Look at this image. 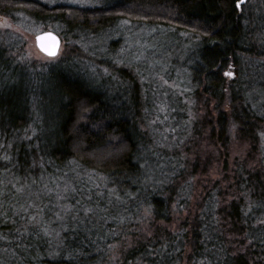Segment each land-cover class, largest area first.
Masks as SVG:
<instances>
[{
	"label": "trees",
	"instance_id": "obj_1",
	"mask_svg": "<svg viewBox=\"0 0 264 264\" xmlns=\"http://www.w3.org/2000/svg\"><path fill=\"white\" fill-rule=\"evenodd\" d=\"M239 1L0 0L68 50L0 28V264H264V0Z\"/></svg>",
	"mask_w": 264,
	"mask_h": 264
},
{
	"label": "rangeland",
	"instance_id": "obj_2",
	"mask_svg": "<svg viewBox=\"0 0 264 264\" xmlns=\"http://www.w3.org/2000/svg\"><path fill=\"white\" fill-rule=\"evenodd\" d=\"M50 1H57V0H50ZM67 1H70L71 3H76V4H87V3H92L95 0H67ZM128 23L129 24H127V26L124 27L125 35H131L135 38L136 35L139 36L141 34V32L143 33L142 27H139L135 24H131L129 21H128ZM0 28L8 30L10 34L14 33V32H19L21 34L22 38L24 39V40H20V44H22L21 47L23 48V50H22L23 52L21 54H24V56L27 57L26 58L27 61L34 62V60H36V61H40V62H47V61L49 62L52 60L50 58L45 57L44 54H42L35 46L34 34L41 30V26H35V23L34 24H31V23L25 24L24 23V25L22 27H18L17 25H14L8 18H0ZM100 39L101 38H97L96 41H98ZM163 39L167 43H170L173 40V38L170 34H168V35L165 34ZM135 45H136V50L139 49V47H140V55L143 56L145 54L149 57L156 56V50L151 54H149L148 51L147 52L142 51V49H143L142 46H144V43H142L140 39L136 41ZM149 46H150L148 48L149 50L156 49V48H154L156 46V40H153L152 43H149ZM66 48H67L66 45H64L62 47V50L60 52V56L62 54H64L63 53L64 50L66 52L68 51ZM188 48H191V46L186 45L184 42L179 41L177 43V46L173 49V54L172 53L168 54L169 61L173 59L174 55L177 56L178 52H180L181 57H183ZM56 58H53V59H56ZM154 64H156V61L154 62ZM262 74H264V72H262ZM245 80L250 85V88H251L250 92L251 93H257V95L258 94H264V76H261V79H257L256 77L253 76L252 78L249 77L248 79H245ZM258 82L261 83V85H257ZM169 87H171L172 89L177 90V91L185 90L187 88L185 86L184 82H176L172 86H169ZM167 103H170V99H169L167 94H164V103H162L159 106H160L162 112L165 113L164 114L165 116H169V113L171 112V109L166 106ZM163 121H165V120H163ZM246 146L247 145H244V144H242V142L236 141V139H235V141L233 143H230V153L232 155L231 158H233L234 156H236V157L238 156L241 160H244V157L247 155L246 149L249 148ZM216 164L217 163L215 161L212 164V165H214L213 166L214 170L216 169V166H215ZM85 221H87V219H85Z\"/></svg>",
	"mask_w": 264,
	"mask_h": 264
},
{
	"label": "water",
	"instance_id": "obj_3",
	"mask_svg": "<svg viewBox=\"0 0 264 264\" xmlns=\"http://www.w3.org/2000/svg\"><path fill=\"white\" fill-rule=\"evenodd\" d=\"M245 2L246 0H243V2H241L240 0L239 6L243 5ZM61 42L62 41H61L60 36L52 30L42 31L35 36V43H36L37 49L42 54H44V56H47V57H55L59 54ZM53 47L55 48L56 54L49 55L47 50L52 49Z\"/></svg>",
	"mask_w": 264,
	"mask_h": 264
},
{
	"label": "bare ground",
	"instance_id": "obj_4",
	"mask_svg": "<svg viewBox=\"0 0 264 264\" xmlns=\"http://www.w3.org/2000/svg\"><path fill=\"white\" fill-rule=\"evenodd\" d=\"M42 31H45V30H41V31H38V32H36L35 34H34V42H35V36L38 34V33H40V32H42ZM56 33V32H55ZM58 34V33H57ZM59 35V34H58ZM60 36V35H59ZM60 38H61V36H60ZM61 46H60V50H59V54H60V52H61V50H62V47H63V40H62V38H61ZM35 46H36V43H35ZM36 48H37V46H36ZM58 54V55H59ZM58 55L57 56H55V57H47V56H45V57H47V58H50V59H53V58H56V57H58Z\"/></svg>",
	"mask_w": 264,
	"mask_h": 264
},
{
	"label": "snow or ice",
	"instance_id": "obj_5",
	"mask_svg": "<svg viewBox=\"0 0 264 264\" xmlns=\"http://www.w3.org/2000/svg\"><path fill=\"white\" fill-rule=\"evenodd\" d=\"M241 2H243V0H241ZM47 51H48L49 55H55L56 54L54 47L52 49H48ZM226 75H231V73H226Z\"/></svg>",
	"mask_w": 264,
	"mask_h": 264
}]
</instances>
